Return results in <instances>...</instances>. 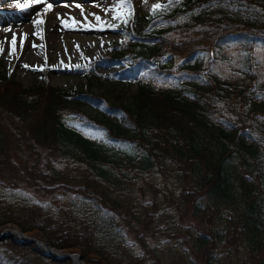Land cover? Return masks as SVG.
<instances>
[{"label": "trees", "instance_id": "16d2710c", "mask_svg": "<svg viewBox=\"0 0 264 264\" xmlns=\"http://www.w3.org/2000/svg\"><path fill=\"white\" fill-rule=\"evenodd\" d=\"M207 1L151 10L144 32L130 20L114 25L126 34L113 45L129 48L127 63L140 76L129 97L115 83L105 89L114 116L84 110L76 88L22 87L0 73V223L13 220L28 234H44L86 262L115 264L119 260L95 244V228L119 238L121 225L133 230L136 219L146 227L148 210L164 202L205 224L187 229L195 251L213 264L220 233L213 218L225 210L224 245L237 251L232 264H264V62L252 50L256 42L264 45V25L210 14L203 9ZM191 10L195 14L187 15ZM130 34L141 42H127ZM229 43L233 55L225 53ZM212 50L232 58L228 70L205 67ZM167 54L173 64L164 60ZM249 124L257 129L248 130ZM13 171L35 192L60 191L62 201L45 207L11 197L2 186H14ZM78 198L92 203L90 215L77 207ZM142 259L130 257L127 264ZM0 264L73 262L9 235L0 239Z\"/></svg>", "mask_w": 264, "mask_h": 264}, {"label": "rangeland", "instance_id": "374dc122", "mask_svg": "<svg viewBox=\"0 0 264 264\" xmlns=\"http://www.w3.org/2000/svg\"><path fill=\"white\" fill-rule=\"evenodd\" d=\"M129 1L133 11L131 23L140 31L145 30L146 15L152 6L168 3V0ZM49 4L50 9L47 7ZM203 9L210 14L237 16L242 21L253 20L264 25V3L251 0H209L204 3ZM186 14L193 15L195 11L191 10ZM128 15L129 6H122L121 0H40L26 11L16 9L14 0H0V73L12 76L22 87L49 82L54 86L76 88L78 91L74 96L81 101L84 110L92 115L108 112L114 116L115 109L106 105V101L113 100L105 89L115 83L119 93L129 97L136 90L139 72L134 66L129 68L128 59L122 57V54L128 53L127 47L120 46L117 50L118 47L111 46L112 41L123 38V31L105 28L103 25L125 21ZM182 15L180 13L178 17ZM46 16H52L60 25L25 30L28 22ZM165 21L159 19L158 24ZM72 33H82V37L77 39ZM233 49L234 46L226 45L225 53H234ZM263 50V45L258 42L253 45L254 55L261 56ZM30 51L36 52L34 59ZM165 59L170 61L172 56L167 55ZM205 62L215 70H227L231 64L220 53L210 54ZM256 129L257 127L254 130ZM10 178L18 179L14 171ZM16 182L14 191L17 195L30 196L42 202L45 207L48 203L58 205L62 201V198L55 196L56 189L38 193L23 183ZM145 199L149 201L150 196L146 195ZM76 203L81 211L90 215L88 212L91 211L89 208L92 203L89 200L78 198ZM148 211L152 214L147 216V219H151L146 227L133 219L134 229L128 231L126 226L121 225L124 231L119 238L116 233L106 232L97 226L94 233L95 244L113 254L119 260L115 264H127L130 257L144 258L139 264H158L155 259L161 264H211L210 259L203 261L202 254L195 251L194 240L190 238L192 236L187 229H204L205 224L199 218L185 209L181 214V210L171 208L164 202ZM228 213L224 210L213 218V228L220 230L221 234L216 235L217 247L212 256L213 264H232L231 261L237 254L234 247L224 245V237L222 238L224 218ZM13 224L18 226L13 220L0 223V232L12 228ZM142 244L153 250V254L148 255ZM238 253L243 255L239 250Z\"/></svg>", "mask_w": 264, "mask_h": 264}, {"label": "water", "instance_id": "95a60500", "mask_svg": "<svg viewBox=\"0 0 264 264\" xmlns=\"http://www.w3.org/2000/svg\"><path fill=\"white\" fill-rule=\"evenodd\" d=\"M8 234H16L26 242H35L36 244L43 247L47 254L51 255L54 258H58V259L70 258L74 264H83L84 262L81 253L79 252L61 253L60 252L61 249L54 248L53 246L50 245V243L46 239L27 235L23 233L20 228H15L11 231L3 232L2 234H0V238ZM54 249L57 250V252L53 251Z\"/></svg>", "mask_w": 264, "mask_h": 264}, {"label": "snow or ice", "instance_id": "6c2138e0", "mask_svg": "<svg viewBox=\"0 0 264 264\" xmlns=\"http://www.w3.org/2000/svg\"><path fill=\"white\" fill-rule=\"evenodd\" d=\"M40 0H23V2H21V0H14V6L16 9L20 10V11H26L27 9L31 8L33 6V4L35 3H39ZM144 2H146V0H144ZM179 3V0H168L167 4L164 5H160V4H155L152 6V10L153 13L155 14V11L157 9H160L161 11H166L170 6H172L173 4ZM121 5H127L130 7V3L129 0H121ZM47 7L50 9L51 5H47ZM97 20H99V17H97ZM36 23H42L43 21H35ZM125 23H127V21L125 20ZM24 67H28V65H24Z\"/></svg>", "mask_w": 264, "mask_h": 264}, {"label": "bare ground", "instance_id": "6f19581e", "mask_svg": "<svg viewBox=\"0 0 264 264\" xmlns=\"http://www.w3.org/2000/svg\"><path fill=\"white\" fill-rule=\"evenodd\" d=\"M66 7V6H65ZM66 9H67V7H66ZM31 20H33V19H31ZM43 21L42 23H36L35 21ZM60 24H59V22L58 21H56V19H54V18H52V16H46V17H40V18H38V19H36V20H34L33 22H28L25 26H26V28H25V30L26 31H28V30H34L35 28H39V27H55V26H59ZM29 33V32H28ZM72 35L76 38L77 37V39L78 38H80V37H82V33L80 34V33H77V34H74V33H72ZM84 35V34H83ZM92 36V35H91ZM94 36V35H93ZM68 37V36H67ZM96 37V36H95ZM62 38V37H61ZM69 38H70V36H69ZM87 39L88 38H91V37H86ZM97 38V37H96ZM95 38V39H96ZM64 40H65V38H64ZM68 40V39H67ZM93 40H94V38H93ZM73 41V40H72ZM75 41V40H74ZM79 41V40H78ZM77 41V42H78ZM82 41V40H81ZM66 42V41H65ZM69 42V41H68ZM91 42V41H90ZM74 43V42H73ZM72 43V44H73ZM82 43H83V41H82ZM75 44V43H74ZM73 44V45H74ZM78 44H79V42H78ZM94 44V43H93ZM83 45V44H82ZM84 45H86L85 43H84ZM99 45V44H98ZM70 45H68V47H69ZM77 46V45H76ZM88 46H90V45H88ZM94 46V45H93ZM75 47V46H74ZM73 48V47H72ZM76 48V47H75ZM83 48V47H82ZM78 49V48H77ZM79 50V49H78ZM73 51V50H72ZM77 51V50H76ZM30 53H31V55L33 56L32 57V59H34L35 58V53L36 52H32V51H30ZM71 53H73V52H71ZM75 54V53H74ZM76 54H77V52H76ZM78 55V54H77ZM80 55V54H79ZM76 58V57H75ZM55 252H56V250H54ZM83 264H90V263H85V262H83Z\"/></svg>", "mask_w": 264, "mask_h": 264}]
</instances>
